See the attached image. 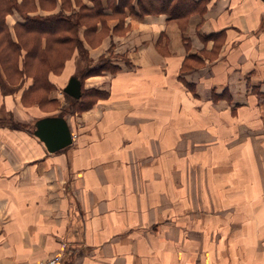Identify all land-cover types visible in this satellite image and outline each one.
<instances>
[{
	"label": "crops",
	"instance_id": "0c3cea01",
	"mask_svg": "<svg viewBox=\"0 0 264 264\" xmlns=\"http://www.w3.org/2000/svg\"><path fill=\"white\" fill-rule=\"evenodd\" d=\"M203 9L183 25L127 15L123 33L87 47L93 63L111 50L119 70L85 78L84 88L107 95L64 116L70 145L49 152L32 133L0 132V237L8 222H34L26 236L64 241V264H264V183L208 182L223 171L154 160L176 157L178 137L223 147L225 126L233 137L264 126V2L206 0ZM57 12L68 13L39 15ZM23 22L15 8L5 16L14 40ZM72 75L50 77L63 90ZM24 88L4 103L22 110Z\"/></svg>",
	"mask_w": 264,
	"mask_h": 264
},
{
	"label": "rangeland",
	"instance_id": "374dc122",
	"mask_svg": "<svg viewBox=\"0 0 264 264\" xmlns=\"http://www.w3.org/2000/svg\"><path fill=\"white\" fill-rule=\"evenodd\" d=\"M19 1L24 3V10H28V13H33V15H39V11L49 13L58 8L68 12L67 15H74L75 13L85 15L86 9L82 7L88 2L87 0ZM0 6L1 15L3 13L2 4ZM124 21L125 18L123 19L121 14H112L102 17L96 16L93 19L81 16L78 19L79 25L76 31L74 33L71 31L65 32V39L61 42L53 41L51 37L41 38V47H39L40 49L44 47L45 51H42L40 56H36V50L38 51L39 48H35L38 36H31L23 32V30H18L21 33V37L18 47L15 50H9L7 44L1 42L0 72L2 73L5 84L0 86V132H3L6 128L33 134L34 123L36 121L35 119H38L37 117L62 114L66 116V118H69V115H71V109H69L70 104L68 103V107L59 108L63 102H68L67 96L60 85L58 87L55 84L53 77H50V81L54 84V87L49 95H47L49 99H53V102L49 103L47 98L43 100L46 93L40 89L27 92L28 94L25 93L26 95H23L26 86L28 87L34 81L31 77H24L23 73L27 72V74L30 73L34 76H38L40 72L46 71L48 68L55 72L50 73V76L51 74H61L65 70L73 72L74 75L83 73L88 67L94 64L89 58L87 47L98 46L111 32L114 34L123 33L125 29L121 30V27H123ZM14 30H16L15 25L13 26V32ZM3 38H5V35L1 33L0 39ZM77 38L82 42V46L80 47L76 44ZM29 50H31L33 54L30 55L29 58H26V53ZM106 56L110 57L112 64L116 65L113 63V61L119 58L116 54L109 50ZM106 56L102 55L100 58ZM85 78L87 77L81 78L82 91L89 90V88H84L83 83ZM22 86L25 87L20 95L21 106H23L22 110H17L14 103H8V100H5V102L9 104L8 106L11 107L9 108L6 103H4V96ZM187 104H189V102H187ZM204 105L205 104L202 103L199 106L204 107ZM210 106L211 105H209V108H212ZM23 108L25 109L24 111L28 112L29 116L24 113ZM184 114L192 116L188 110H178V116ZM261 114L264 115V112L262 111ZM232 128V126H225L226 131L229 129L231 130V136H228L230 132L226 133L223 147H221V141L223 140H219L218 142L216 140H210L208 143L202 144L201 142L184 140V138L178 137L176 157L162 155L154 160L157 161L156 163L159 162L162 166L167 165L170 161L171 164H175L178 168L186 167L187 171L190 167L196 166H204L208 169L214 167L223 171L219 173V175L215 173L207 174L208 182L222 180L232 185L236 181L235 176H238L237 181L264 183V126H241L240 133L238 130L235 132V138L232 136ZM216 145L218 146L217 148L215 147ZM203 146L210 147L209 151L206 150L202 155H198L197 152H193L192 155H189L188 150L190 148L200 149ZM236 169H239L237 175L234 173ZM208 171L213 172V170ZM194 176L197 177V180L200 179V182L203 181V179L206 180V175L204 173ZM32 224H34V222L31 221L6 223V230L8 229L7 232H9L10 236L4 237L2 235L0 237V257L2 258L0 264H12L17 262L34 264L43 262L66 249L67 244L64 241H58L56 238H49L47 240L48 244L46 245L45 240L44 244L40 243L41 239L39 237L26 236V234L32 233L30 229ZM28 228L30 231L26 230ZM52 245L54 246L49 249L48 252L43 255L40 253L41 250L45 252V249L47 250Z\"/></svg>",
	"mask_w": 264,
	"mask_h": 264
},
{
	"label": "trees",
	"instance_id": "16d2710c",
	"mask_svg": "<svg viewBox=\"0 0 264 264\" xmlns=\"http://www.w3.org/2000/svg\"><path fill=\"white\" fill-rule=\"evenodd\" d=\"M90 2V6L87 4L83 5V9H86L85 15L77 14L65 15L60 12L50 15H28V10H24V3L16 2V0H0L2 4L3 13L0 15V34H4L5 38L0 39L1 42H5L9 50H15L18 47L21 33L18 30L31 35L38 36L37 45L35 48L36 56H40L45 48H41L40 39L45 37H51L53 41H62L65 39V32H75L79 25V17H87L93 19L96 16H108L112 14H121L123 19L127 15H133L138 18L143 17L147 14H159L164 13L168 16V19L175 20L183 25L187 21L190 15L194 13L202 14L205 9L203 7L206 4V0H87ZM1 7V6H0ZM13 8L21 15L24 19L23 23H16L15 40L12 38L9 28L5 23V16L10 13ZM1 9V8H0ZM123 29V27H121ZM78 47L82 46V42L77 38ZM40 46V47H39ZM35 52V51H34ZM33 53L29 50L26 53V58H29ZM35 56V55H33ZM27 60V59H25ZM194 64H199L197 59L194 58ZM197 61V62H196ZM190 66L192 64H189ZM119 70L117 65L112 64L110 57L99 58L92 66L88 67L83 73H78L76 76L80 79L88 76L99 75L104 72L114 73ZM50 73H55L52 69L48 68L46 71L40 72L38 76H34L30 73H23L24 77H31L34 79L31 85L25 88L23 95L28 94L27 92L34 91L36 89L42 90L44 93V99L53 102V99H49L50 91L53 89L54 84L50 81ZM183 81V80H182ZM2 73L0 72V86L4 85ZM185 84V83H184ZM26 93V94H25ZM43 93V94H44ZM22 95V97H23ZM70 104L71 113L81 112L90 108L96 99L99 97L106 96V92L97 89H89L82 91L78 98L72 97L65 93ZM63 116L62 114H59ZM42 117V116H41Z\"/></svg>",
	"mask_w": 264,
	"mask_h": 264
},
{
	"label": "water",
	"instance_id": "95a60500",
	"mask_svg": "<svg viewBox=\"0 0 264 264\" xmlns=\"http://www.w3.org/2000/svg\"><path fill=\"white\" fill-rule=\"evenodd\" d=\"M63 91L72 97H80V79L76 75L71 76ZM33 134L49 152L58 151L72 143V134L67 119L61 115H46L36 119Z\"/></svg>",
	"mask_w": 264,
	"mask_h": 264
},
{
	"label": "built area",
	"instance_id": "2783aa9c",
	"mask_svg": "<svg viewBox=\"0 0 264 264\" xmlns=\"http://www.w3.org/2000/svg\"><path fill=\"white\" fill-rule=\"evenodd\" d=\"M63 256H64V251H62L61 253L56 254L55 256H53L52 258L43 261V262H37L34 264H62L63 263ZM12 264H25V263H12Z\"/></svg>",
	"mask_w": 264,
	"mask_h": 264
},
{
	"label": "bare ground",
	"instance_id": "6f19581e",
	"mask_svg": "<svg viewBox=\"0 0 264 264\" xmlns=\"http://www.w3.org/2000/svg\"><path fill=\"white\" fill-rule=\"evenodd\" d=\"M62 264H64V262Z\"/></svg>",
	"mask_w": 264,
	"mask_h": 264
}]
</instances>
